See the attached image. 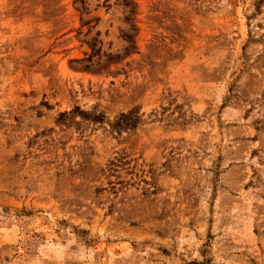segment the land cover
Segmentation results:
<instances>
[{"label": "rangeland", "instance_id": "1", "mask_svg": "<svg viewBox=\"0 0 264 264\" xmlns=\"http://www.w3.org/2000/svg\"><path fill=\"white\" fill-rule=\"evenodd\" d=\"M0 264H264V0H0Z\"/></svg>", "mask_w": 264, "mask_h": 264}]
</instances>
